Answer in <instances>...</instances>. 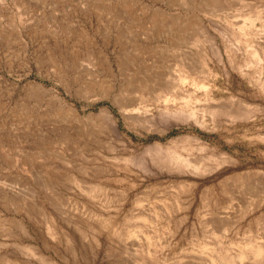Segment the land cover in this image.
<instances>
[{"label":"rangeland","instance_id":"rangeland-1","mask_svg":"<svg viewBox=\"0 0 264 264\" xmlns=\"http://www.w3.org/2000/svg\"><path fill=\"white\" fill-rule=\"evenodd\" d=\"M222 1L216 54L179 0H0V264H264V0Z\"/></svg>","mask_w":264,"mask_h":264},{"label":"bare ground","instance_id":"bare-ground-1","mask_svg":"<svg viewBox=\"0 0 264 264\" xmlns=\"http://www.w3.org/2000/svg\"><path fill=\"white\" fill-rule=\"evenodd\" d=\"M171 3H176L178 0H170ZM228 1V0H227ZM230 1V0H229ZM181 7L182 8H186V10H191L192 12L188 15V19L190 20L191 24L193 25L194 29L197 31L196 33H198V36L201 37L202 42L206 43L208 45H210L211 51L214 53H219L220 48L218 45V36L213 33L210 32L209 29L207 28V26L205 25V22L203 20V18L196 13V9L194 7H197L199 10L204 11L205 13H207L208 20L209 22L213 25V26H217V22L216 19L218 18V12L222 9L223 7V1L222 0H179ZM151 9V15H150V21H149V25L151 28H155L156 30H162V27L165 25V21L167 18V14L166 11H162L160 8L156 7L154 9L148 7L146 5V10ZM150 11V10H149ZM120 15V14H119ZM177 16H180V14L177 13ZM176 16V17H177ZM254 18V16H253ZM185 20V19H184ZM187 20V19H186ZM122 21V20H121ZM181 21V20H180ZM125 22V21H124ZM166 22H171L170 21H166ZM143 24V23H142ZM131 26V25H130ZM66 29V28H65ZM159 33V32H158ZM181 33V32H180ZM80 37V36H79ZM197 45V44H196ZM137 51H141L140 49H138ZM129 59V58H127ZM127 59L124 57L121 58H117V65H123L127 63ZM187 59V58H186ZM200 60V59H199ZM105 61V59H104ZM194 61V60H193ZM192 61V62H193ZM60 68V66H59ZM108 69L109 68V64H108ZM187 69H188V73L186 74H182L180 75L179 79L180 81H185L186 78H189V83H191V85L194 87V90L196 89H204L205 92H210V90L208 89V87L205 86L204 83L202 82H198L194 79L193 75L194 73H197V68H196V64H190L187 65ZM182 71V70H181ZM63 73V72H62ZM198 76V75H197ZM145 83V82H144ZM143 83V86H144ZM146 88V86H144ZM150 87V86H149ZM203 90V91H204ZM105 95L107 96L109 89L107 88L105 91ZM115 102H117L118 105V109L120 111V113L129 120H134L137 121L138 120V112L136 111V108L131 106V101H125L122 98L121 99H117ZM215 104V103H214ZM68 110H71V107H67ZM186 109V108H185ZM213 109V108H212ZM146 112V109H144ZM230 110V109H229ZM94 117H96L99 121L100 124H102V126L104 128H107L108 126H111L112 128H114V126L116 125V120L114 115L111 113V111L108 108H102L100 109L97 113L94 114ZM92 139V138H91ZM175 163V162H174ZM85 177V176H84ZM50 179V178H49ZM84 182V181H83ZM86 183V182H84ZM48 195V194H47ZM58 198V197H57ZM54 200V199H53ZM51 203V202H50ZM62 203V202H61ZM63 204V203H62ZM56 206V205H55ZM59 206V205H58ZM46 216V215H45ZM24 218V217H23ZM20 218V219H23ZM11 219V218H10ZM10 224V223H9ZM16 225L21 229V231L23 232V234H27L28 235V227L26 225V223L24 222V220H18ZM221 225V224H220ZM223 223H222V227H223ZM34 228V227H33ZM36 228V227H35ZM219 228V226H218ZM35 230V229H34ZM38 230V229H37ZM52 230V229H51ZM54 231V230H52ZM39 233V232H38ZM70 235V234H69ZM21 237V236H20ZM39 237V236H38ZM42 240V239H41ZM50 244V243H48ZM47 244V245H48ZM147 246V245H146ZM148 248V247H147ZM254 250L253 251V255L254 257H258L261 255H264V250H262L263 248L261 246L256 245L255 247L253 246ZM16 249L19 250L21 253H27L30 254L31 256H34L36 258L42 259L43 261H45L48 264H55L56 262L54 261H50L49 259L47 260L45 258V256L42 254V252L40 251V249L32 244H27V245H22V244H18L16 242ZM80 250V248H79ZM86 250V249H85ZM56 251V249H55ZM239 253V252H238ZM13 254V253H12ZM15 256V252L14 255ZM150 254V253H149ZM154 254V253H153ZM7 256H10L9 254H6ZM151 255V254H150ZM30 257V256H29ZM151 257V256H150ZM264 257V256H263ZM262 257V258H263ZM17 258V257H15ZM20 258V257H19ZM18 258V259H19ZM254 259V258H253ZM261 259V257H260ZM207 260V259H206ZM138 262V261H137ZM191 262H195V261H191ZM258 262V261H257ZM256 262V263H257ZM260 262V261H259ZM11 264H27L24 263L21 260H17V259H11L10 260ZM152 263V262H151ZM263 263V262H262ZM4 264V263H3ZM135 264V263H134ZM138 264V263H137ZM141 264V263H140ZM154 264V262H153ZM187 264V263H186ZM189 264H192L189 262ZM194 264V263H193ZM199 264V263H198ZM210 264V263H209ZM216 264V263H215ZM261 264V263H260Z\"/></svg>","mask_w":264,"mask_h":264}]
</instances>
